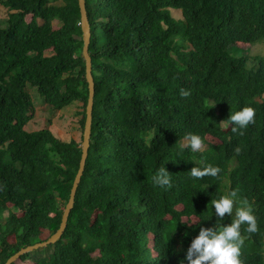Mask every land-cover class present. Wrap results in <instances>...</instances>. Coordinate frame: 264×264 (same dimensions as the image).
I'll return each instance as SVG.
<instances>
[{"label": "trees", "instance_id": "16d2710c", "mask_svg": "<svg viewBox=\"0 0 264 264\" xmlns=\"http://www.w3.org/2000/svg\"><path fill=\"white\" fill-rule=\"evenodd\" d=\"M84 1L94 82L84 171L60 238L11 264H177L199 225L229 222L210 207L228 190L257 220L255 233L241 227L242 264H264V55L249 63L245 48H264V0ZM0 7L8 12L0 26L3 264L57 230L81 155L82 135L25 128L34 111L26 86L55 110L80 103L81 132L88 88L77 0ZM243 107L255 115L240 134L219 123ZM188 134L201 137L200 152L181 147ZM201 163L220 171L191 179ZM163 164L168 190L151 181Z\"/></svg>", "mask_w": 264, "mask_h": 264}, {"label": "clouds", "instance_id": "9594fccd", "mask_svg": "<svg viewBox=\"0 0 264 264\" xmlns=\"http://www.w3.org/2000/svg\"><path fill=\"white\" fill-rule=\"evenodd\" d=\"M181 94L188 95L187 92ZM254 115L252 107H243L233 111L219 123L226 128L230 126L232 133L240 134L238 130L252 124ZM181 147L196 153L200 152L205 145L199 135L188 134ZM219 171L220 169L216 166L201 163L199 166H193L188 173L191 179L200 180L206 176L216 177ZM151 181L164 190L172 187L170 173L166 171L164 164L156 169ZM210 207L211 216H214L215 220L224 221L227 215L229 222L220 225L212 223L207 227L199 225L197 234L183 250V256L177 260V264H242L240 249L244 237L241 235V227L244 226V231L247 233L257 231V220L252 206L247 200H238L235 190H228L219 198L212 199ZM186 224L197 226L193 223Z\"/></svg>", "mask_w": 264, "mask_h": 264}, {"label": "rangeland", "instance_id": "374dc122", "mask_svg": "<svg viewBox=\"0 0 264 264\" xmlns=\"http://www.w3.org/2000/svg\"><path fill=\"white\" fill-rule=\"evenodd\" d=\"M52 3H59L53 2ZM172 16L175 18L181 17L180 10H171ZM8 12L5 8L0 7V26H4V21L7 18ZM59 23L57 21L53 22V28H58ZM242 48L246 46L244 43H239ZM246 54L249 57V63H252L253 57L263 56L264 48L261 43L253 44L250 46H246ZM244 48V50H245ZM63 76H61L62 78ZM26 90L29 92L31 99L34 105V111L32 118L27 122L26 129L27 130H36L43 127L49 128L57 137H60L62 140H69L70 138L75 139L76 141L80 140V136L82 132L78 125V119L80 115L76 112L80 109V103L70 104L63 109L55 110L51 108L48 104H46L43 98L39 95L35 87L27 84ZM81 141V140H80ZM182 209V207H180ZM7 213V212H6ZM4 215L0 218V224L4 222ZM184 221H188V223H194L196 221L195 216H182ZM42 249V248H40ZM93 255H98V252H94ZM22 264H32V261L24 262Z\"/></svg>", "mask_w": 264, "mask_h": 264}, {"label": "water", "instance_id": "95a60500", "mask_svg": "<svg viewBox=\"0 0 264 264\" xmlns=\"http://www.w3.org/2000/svg\"><path fill=\"white\" fill-rule=\"evenodd\" d=\"M78 1V7L80 12V28L82 33V58L84 60V66H85V80L87 82V88H88V97H87V103L85 106V121L82 131V141L80 144L81 147V155L80 160L78 164V169L76 171V174L74 176L70 191H69V197L65 204V207L63 209L62 215H61V221L59 224V227L57 230L51 234L47 239L27 245L18 251H16L13 255L7 258V260L3 264H11L16 259H18L22 254L26 252L33 251L38 248L45 247L51 243H54L57 241L60 236L62 235L64 229L67 225V219L68 215L73 207L74 204V198L76 194L77 186L80 182L82 173L84 171L85 167V161L87 157V151L89 148V140H90V134H91V119H92V106H93V95H94V82L91 75V60L88 52V46L90 41V26L88 22V17L86 13L85 8V1L84 0H77Z\"/></svg>", "mask_w": 264, "mask_h": 264}]
</instances>
